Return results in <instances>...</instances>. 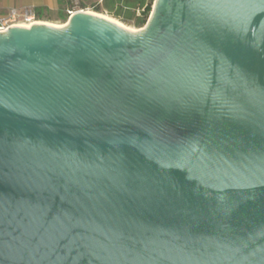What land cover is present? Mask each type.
Listing matches in <instances>:
<instances>
[{"label": "water", "instance_id": "1", "mask_svg": "<svg viewBox=\"0 0 264 264\" xmlns=\"http://www.w3.org/2000/svg\"><path fill=\"white\" fill-rule=\"evenodd\" d=\"M0 264H264V0L0 30Z\"/></svg>", "mask_w": 264, "mask_h": 264}, {"label": "crops", "instance_id": "2", "mask_svg": "<svg viewBox=\"0 0 264 264\" xmlns=\"http://www.w3.org/2000/svg\"><path fill=\"white\" fill-rule=\"evenodd\" d=\"M148 3L149 0H0V17L8 15L14 9L22 13L31 8L37 14L41 13V20L46 16H53L54 19L63 21L69 11L88 12L98 8L123 22H137Z\"/></svg>", "mask_w": 264, "mask_h": 264}, {"label": "built area", "instance_id": "3", "mask_svg": "<svg viewBox=\"0 0 264 264\" xmlns=\"http://www.w3.org/2000/svg\"><path fill=\"white\" fill-rule=\"evenodd\" d=\"M145 10V9H144ZM73 14L69 11V16ZM43 22L34 9H26L19 13L17 10H12L8 15L0 17V30H6L11 25L31 26V23Z\"/></svg>", "mask_w": 264, "mask_h": 264}, {"label": "rangeland", "instance_id": "4", "mask_svg": "<svg viewBox=\"0 0 264 264\" xmlns=\"http://www.w3.org/2000/svg\"><path fill=\"white\" fill-rule=\"evenodd\" d=\"M155 1L156 0H153V4H152V8H151V11H150V13H149V15H148V18H147V22H146V24L144 25V26H142V27H138L137 25H136V23L135 22H123V21H121V22H123L124 24H126V25H128V26H131V27H134V28H136V29H142V28H144L147 24H148V21H149V19H150V17H151V14H152V12H153V8H154V4H155ZM80 9H82V8H80ZM80 9H78V10H80ZM93 11H95V10H93ZM99 13H102V14H105V15H110V17H112V15L111 14H106V13H104V12H102V11H100L99 10ZM114 18V17H113ZM69 18H67V20H68ZM66 20V21H67ZM41 21H43V22H50V23H55V24H65L66 22L63 20H56V19H54V17L53 16H46L45 17V19H42Z\"/></svg>", "mask_w": 264, "mask_h": 264}, {"label": "trees", "instance_id": "5", "mask_svg": "<svg viewBox=\"0 0 264 264\" xmlns=\"http://www.w3.org/2000/svg\"><path fill=\"white\" fill-rule=\"evenodd\" d=\"M152 4H153V0H149V3L147 4V7L145 8V11L142 13V17H140L139 20L137 22H135L138 27H142V26H144L146 24L148 15H149V13L151 11V8H152ZM96 11L99 12V9L96 8ZM38 14L41 17V13H38ZM68 16H69V14H66L63 17V20L66 21Z\"/></svg>", "mask_w": 264, "mask_h": 264}, {"label": "bare ground", "instance_id": "6", "mask_svg": "<svg viewBox=\"0 0 264 264\" xmlns=\"http://www.w3.org/2000/svg\"><path fill=\"white\" fill-rule=\"evenodd\" d=\"M84 12H87V11H84ZM88 12L96 14V15H99V16H102V17H105V18H108V19H110V20H112L114 22H117V23H119V24H121V25H123V26H125V27H127L129 29H131V30H139V29H136L134 27L128 26V25L124 24L123 22H121L120 20H118L116 18H113V17H110L108 15H105V14H102V13H99V12H96V11H88ZM42 23L56 25V26H62V25L67 24V23H65V24H55V23H50V22H42Z\"/></svg>", "mask_w": 264, "mask_h": 264}, {"label": "flooded vegetation", "instance_id": "7", "mask_svg": "<svg viewBox=\"0 0 264 264\" xmlns=\"http://www.w3.org/2000/svg\"><path fill=\"white\" fill-rule=\"evenodd\" d=\"M68 18H69V19H68L67 21H65L66 23H68V22H69V20H70V16H68Z\"/></svg>", "mask_w": 264, "mask_h": 264}]
</instances>
